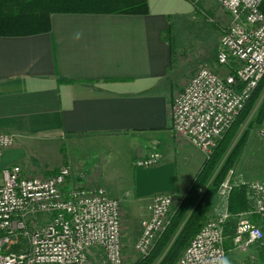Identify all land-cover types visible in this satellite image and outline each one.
I'll list each match as a JSON object with an SVG mask.
<instances>
[{
  "label": "crops",
  "instance_id": "crops-1",
  "mask_svg": "<svg viewBox=\"0 0 264 264\" xmlns=\"http://www.w3.org/2000/svg\"><path fill=\"white\" fill-rule=\"evenodd\" d=\"M192 1L148 0V15L54 14L49 33L0 37V132L16 139L3 154L0 182L9 167L35 177L67 165L76 186L143 199L142 222L156 195L181 198L205 156L177 138L172 102L185 77L218 71L210 54L220 38L219 25L188 30ZM151 154L158 166L136 168ZM245 156L247 169L259 166L264 146L251 145ZM85 161L98 168L89 181L79 178ZM262 171L252 179L264 180ZM115 183L130 188L119 194Z\"/></svg>",
  "mask_w": 264,
  "mask_h": 264
},
{
  "label": "built area",
  "instance_id": "built-area-1",
  "mask_svg": "<svg viewBox=\"0 0 264 264\" xmlns=\"http://www.w3.org/2000/svg\"><path fill=\"white\" fill-rule=\"evenodd\" d=\"M230 18L221 30L216 68L203 67L178 92L172 102V128L178 139L199 150L206 159L238 119L264 78V0H214ZM264 136V130L262 131ZM15 136L0 132V165ZM160 156L138 159L136 168L159 165ZM71 169L59 167L54 175L25 177L18 166L1 172L0 264H124L121 202L104 188H84L70 182ZM251 203L248 213L237 216L235 249L254 242L264 244L262 230L251 216H264V180L242 182ZM233 185L229 186L228 192ZM228 188L227 186H225ZM175 200L156 195L143 222L135 251L147 257L171 222ZM49 216L42 228L29 222ZM227 211L205 223L175 264H230L225 227ZM28 239L29 248L12 253L11 238ZM234 248V247H233Z\"/></svg>",
  "mask_w": 264,
  "mask_h": 264
},
{
  "label": "trees",
  "instance_id": "trees-1",
  "mask_svg": "<svg viewBox=\"0 0 264 264\" xmlns=\"http://www.w3.org/2000/svg\"><path fill=\"white\" fill-rule=\"evenodd\" d=\"M192 3L196 9V3L193 1ZM260 9L264 13V2ZM149 12L148 0H0V37H29L49 33L51 17L54 14L148 15ZM261 86H264V78L254 92L255 94L258 95L257 91ZM252 100L249 108H246V112L243 110L245 113L243 112L238 121L248 116L251 106L254 104V98ZM261 106V117H264V100ZM226 145L225 135L217 143L209 159L204 162L189 189L180 198L179 204L171 216L170 225L155 243L152 253L147 257L139 258L133 264H154L161 252L168 247L179 227L183 225L173 247L159 264H175L177 262L180 250L186 245L187 248L193 237L200 231V223L207 217L215 196L227 177L230 167L219 174L213 182V186L209 188L208 181L221 154L226 150ZM58 169L50 175H54ZM250 210L251 203L247 196V187L243 184L232 186L227 198V213L231 219L226 224L225 236L230 230L227 231L229 222ZM258 217L260 216H251L253 224L259 220ZM232 231L234 232V230ZM177 248L180 249L177 250Z\"/></svg>",
  "mask_w": 264,
  "mask_h": 264
},
{
  "label": "rangeland",
  "instance_id": "rangeland-1",
  "mask_svg": "<svg viewBox=\"0 0 264 264\" xmlns=\"http://www.w3.org/2000/svg\"><path fill=\"white\" fill-rule=\"evenodd\" d=\"M193 2L196 3V9H194L195 13L192 14L193 19H191V22H188L191 25V27H188V30L190 32L192 31V33H194L195 30L200 31L199 25L203 24L208 28H211L214 25H219V30L221 33V30L229 24L230 22L229 16L220 9L218 4L214 0H193ZM189 34L190 33H188V35ZM216 54L217 53L210 54L212 60L216 58ZM218 72L222 76L228 73L227 69L224 68L218 69ZM190 78L185 77L186 81L183 84L184 86L186 85L187 81ZM257 92L258 95L257 93L256 94L254 93L244 109L245 111L247 110L246 109L247 107L249 108V105L251 104V102L253 101L252 99L254 98V104L251 106V110L248 116H246L245 119L242 118L243 120L241 119L238 121V119L241 117V115L244 112L242 111V113L235 121V123L232 125V127L225 133L226 141H227L226 150H224L223 153L221 154L219 162L217 166L214 168L213 174L208 181L209 188L213 186V182L215 181V179L218 177L219 174H221L223 171H226L229 167L230 169L227 171V175H226L227 177L225 178L224 183L222 184V186L220 187L219 191L215 196L214 203L210 211L208 212L207 217L200 223V228L208 221H211L216 217L223 215L226 212L225 202H226V198H228L229 186H231L233 183H239V182L248 183L252 181H260L252 178L261 177V176L263 177L262 170L264 168V157L258 156L256 158L257 160L255 161L256 162L255 164H258L259 166L254 165L252 169H247L246 166L247 160H250V158L247 159V156H245L248 149L251 148V145H261L262 147L264 146V136L262 135V131L264 130V117H261L262 115L261 105L264 100V86H261ZM223 137L221 139H223ZM221 139H219L218 142ZM206 160L207 159L205 158V161ZM84 163L85 166L83 167L81 172L84 173L85 176L84 177L79 176V178L82 180L89 181L94 176L93 172L98 168L96 166L95 167L91 166L92 164H90L89 161L87 162L85 161ZM245 169L247 171L246 175H244L243 173V170L245 171ZM115 170L116 168L108 167L109 172H113ZM239 172L242 173V177L239 176L241 175ZM236 176H239L238 179L236 178ZM245 176H247V178L249 177L248 180L245 179ZM115 186L119 194L130 188L129 183H123L118 185L117 183H115ZM225 186H227L228 188H226ZM123 196L124 197H120V196L116 198L114 197V199L119 200L121 202V207H122L121 223H122L124 264H133L136 261H138L140 258V255L135 251V243L141 235V230L143 228L142 225L144 222V221L142 222V220L147 214L146 213L147 205H145L143 199L136 198L133 193L129 195L125 194ZM174 200L175 203L173 206L172 214L176 210L179 204L180 201L179 196L177 197L174 196ZM258 219L259 220L256 222L255 225L259 227L264 234V216H260L258 217ZM46 223L47 220L45 218L43 219L40 218L39 220H35L32 223L29 222L27 230L29 231L34 227L42 228L46 225ZM237 224H238V219L237 218L236 220L233 219L232 221L229 222L227 228V231L229 229L230 230L228 231L226 236V246L227 248H229V250L230 249L232 250L231 252L228 253L229 254L228 262L230 264H264V244H262L261 242H254L249 245H246V247H242L240 249L234 250L237 247L233 245V240L236 233L235 229L237 227ZM182 228L183 225L179 227L177 233L169 243L168 247L161 252V255L155 260L154 264H159L163 260L164 256L167 255L169 250L173 247L177 239V236L181 232ZM232 230H234V232ZM16 240L17 238L15 237L11 238L8 247V250L10 252L16 253L25 250L26 248H29L28 239L27 240L23 239L20 241L18 239V243H14L13 241ZM186 246L180 250V253L176 261L183 254V252L186 249ZM179 249L180 248H177V250Z\"/></svg>",
  "mask_w": 264,
  "mask_h": 264
}]
</instances>
